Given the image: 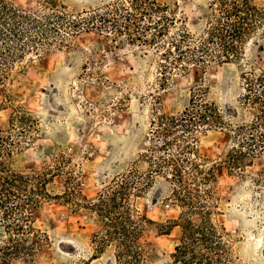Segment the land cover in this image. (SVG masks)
Returning a JSON list of instances; mask_svg holds the SVG:
<instances>
[{
    "label": "rangeland",
    "instance_id": "rangeland-1",
    "mask_svg": "<svg viewBox=\"0 0 264 264\" xmlns=\"http://www.w3.org/2000/svg\"><path fill=\"white\" fill-rule=\"evenodd\" d=\"M10 1L30 9L40 4V0ZM69 1L88 8L115 0ZM256 1L264 9V0ZM209 2L180 1L191 30L203 33L210 26ZM263 31L264 27L246 44L242 62L219 64L199 52L198 56L211 61L206 66L190 64L187 69L178 68L176 53L165 57L163 50L142 39L132 41L121 33L98 30L57 34L48 39L49 49L44 51L40 44L41 50L27 53L0 87V126L9 128L14 110L29 111L39 130L22 143L20 167L39 172L60 169L53 180L58 187L70 173L77 193L67 205L45 201L35 214L34 225L50 236V244L38 257L40 264H74L93 256L90 238L101 223L84 196L96 198L130 172H148L152 155H162L170 141L164 114L184 111L192 93L220 105H236L240 116H246L247 110L238 104L245 86L239 66L251 63L257 70L264 68ZM178 135L182 141L185 132ZM199 137L200 153L209 158V166L217 163L219 209L214 219L232 234L233 251L246 264H264V182L259 178L264 173V154L250 159L243 151H232L234 143L221 130L209 129ZM176 147L173 141L170 152L176 153ZM225 155H230L231 166L222 163ZM191 176L186 174L187 184L193 187ZM172 189L171 176L165 172L155 176L143 193L129 196L144 215L172 226L170 233L160 236L148 231L139 242L144 255L157 264H173L171 254L181 235V227L170 222L180 213ZM111 261L114 256L109 249L91 264ZM16 264L25 263L18 260Z\"/></svg>",
    "mask_w": 264,
    "mask_h": 264
},
{
    "label": "trees",
    "instance_id": "trees-1",
    "mask_svg": "<svg viewBox=\"0 0 264 264\" xmlns=\"http://www.w3.org/2000/svg\"><path fill=\"white\" fill-rule=\"evenodd\" d=\"M180 1L115 0L79 8L69 0H40L36 9H30L0 0V87L17 65L23 64L28 52L41 50L40 44L44 51L49 49L48 39L57 34L92 30L121 33L132 41L142 39L152 44L155 50H163L165 57L176 53L178 68L187 69L190 64L206 66L211 61L202 54L198 56L199 52L211 55L219 64L242 62L246 44L264 27V9L256 0H210V26L199 33L188 26L189 18L180 9ZM261 38L264 42V31ZM260 47L264 49V43ZM239 67L245 80L238 99V104L247 110L244 118L236 105L199 99L194 92L184 111L164 114L165 132L171 142H166L162 155H152L148 172H130L96 198L83 195L101 227L90 238L93 256L74 264H91L109 249L114 256L110 264H157L144 255L139 242L148 231L160 236L170 233L172 226L144 215L132 205L129 196L140 195L155 176L165 172L171 176L172 199L180 208L178 218L170 220L181 227L172 263L246 264L233 251L232 234L213 217L219 209L217 163L209 166L211 161L199 148V133L213 129L229 136L234 143L232 151H243L250 159L264 154V68L257 70L251 63ZM38 130L35 117L21 109L11 113L9 128L0 126V213L4 227L0 234V264H16L18 260L40 264L38 257L50 244V236L34 225L35 214L45 201L67 205L77 194L70 173L58 187L53 180L60 169L39 172L20 167L22 143H28ZM178 131L185 132L182 141ZM173 141L178 146L176 153L169 149ZM222 159L231 166L230 155ZM190 173L193 187L187 184L186 174ZM259 178L264 182V173Z\"/></svg>",
    "mask_w": 264,
    "mask_h": 264
}]
</instances>
